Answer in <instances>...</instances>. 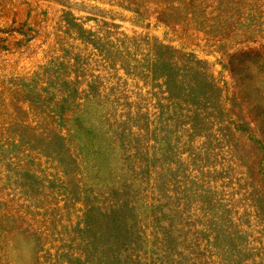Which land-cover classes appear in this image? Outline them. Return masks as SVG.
Wrapping results in <instances>:
<instances>
[{
  "label": "rangeland",
  "instance_id": "374dc122",
  "mask_svg": "<svg viewBox=\"0 0 264 264\" xmlns=\"http://www.w3.org/2000/svg\"><path fill=\"white\" fill-rule=\"evenodd\" d=\"M153 43L203 62L208 105L166 100ZM64 54L94 101L57 120L23 91ZM263 130L264 0H0V264H101L113 212L167 264H264Z\"/></svg>",
  "mask_w": 264,
  "mask_h": 264
},
{
  "label": "trees",
  "instance_id": "16d2710c",
  "mask_svg": "<svg viewBox=\"0 0 264 264\" xmlns=\"http://www.w3.org/2000/svg\"><path fill=\"white\" fill-rule=\"evenodd\" d=\"M137 10L134 11L138 13ZM63 23L66 25L67 31L73 30L80 39L96 44L95 33L79 24L73 13L65 12ZM150 47L154 49L155 55L152 66L148 70L163 82L162 86L166 89L165 93L169 95L166 100L175 103V105L186 106L188 115L192 114L198 102L209 104L210 97L208 94L212 88L215 89V82L207 71L200 68L202 61L191 54H180L173 47L163 43H153ZM64 52H66V49H63ZM257 55L259 54L255 52L244 53L243 57L245 56V60L252 58L254 61ZM63 56V58L50 61L49 65L44 66L41 71L35 73L30 80L33 83L29 85L30 90L25 89L23 91L24 97L31 93L28 96H31V101L39 113H47L48 111L57 120L65 117L66 110L75 112L76 109H83L94 101V99L92 100L93 96L89 93V90L92 89L90 83L87 84L89 90H81L79 87L80 69L78 59H70L66 54ZM231 72L233 74L237 72L236 68L231 69ZM72 75H75V77L73 78ZM41 77L44 78V82L40 80ZM236 129L242 132L248 131L242 123ZM261 132L264 137V130ZM58 138L65 140L59 134ZM110 219L108 236L106 238L102 237L99 247H96L95 255H97L101 264H167L165 257L161 256L163 255L162 249L153 247L156 254L152 255L145 251L147 247H143V245L145 246L148 242V237L145 229L139 227L138 219H135V221L133 219L131 224L126 213L123 212L116 216L113 212ZM140 240L143 244L141 247L138 243ZM87 247L91 248L90 243ZM158 253L160 254L158 255Z\"/></svg>",
  "mask_w": 264,
  "mask_h": 264
}]
</instances>
